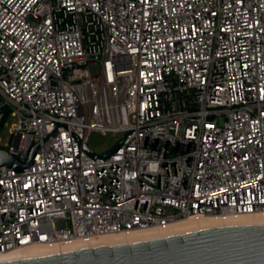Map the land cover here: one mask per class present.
<instances>
[{
    "label": "built area",
    "instance_id": "built-area-1",
    "mask_svg": "<svg viewBox=\"0 0 264 264\" xmlns=\"http://www.w3.org/2000/svg\"><path fill=\"white\" fill-rule=\"evenodd\" d=\"M4 107L21 160L58 122L134 129L94 158L58 124L1 166L0 253L238 223L264 212V0H0Z\"/></svg>",
    "mask_w": 264,
    "mask_h": 264
},
{
    "label": "water",
    "instance_id": "water-1",
    "mask_svg": "<svg viewBox=\"0 0 264 264\" xmlns=\"http://www.w3.org/2000/svg\"><path fill=\"white\" fill-rule=\"evenodd\" d=\"M4 110L0 109V123ZM52 130L35 143L27 158L21 160L0 147V167L23 171L33 163L38 147ZM102 155L90 151L88 144L70 130L91 156L107 157L119 148L123 138ZM0 264H264V224L227 225L200 229L168 237L117 245H98L37 257L0 262Z\"/></svg>",
    "mask_w": 264,
    "mask_h": 264
},
{
    "label": "bare ground",
    "instance_id": "bare-ground-1",
    "mask_svg": "<svg viewBox=\"0 0 264 264\" xmlns=\"http://www.w3.org/2000/svg\"><path fill=\"white\" fill-rule=\"evenodd\" d=\"M244 224H264V212H257L250 215L249 218L243 219L235 224H220L215 225L211 218H205L201 222L192 219H179L168 223L162 227L148 228L144 230L123 231L115 233L100 234L95 237L94 245H117L123 243H133L141 240H150L154 238L168 237L171 235L184 234L200 229L227 226V225H244ZM72 249H69L71 251ZM50 252H45L42 247L31 246L24 249H12L0 253V262L22 259L27 257H37L49 255Z\"/></svg>",
    "mask_w": 264,
    "mask_h": 264
},
{
    "label": "rangeland",
    "instance_id": "rangeland-1",
    "mask_svg": "<svg viewBox=\"0 0 264 264\" xmlns=\"http://www.w3.org/2000/svg\"><path fill=\"white\" fill-rule=\"evenodd\" d=\"M15 118L8 114L6 116L5 124L2 126L0 131V147H7L6 142H11L10 127ZM124 132L109 131L103 133L99 130H92L88 136L87 144L91 151L97 154H104L106 151L114 147V145L123 137Z\"/></svg>",
    "mask_w": 264,
    "mask_h": 264
},
{
    "label": "trees",
    "instance_id": "trees-1",
    "mask_svg": "<svg viewBox=\"0 0 264 264\" xmlns=\"http://www.w3.org/2000/svg\"><path fill=\"white\" fill-rule=\"evenodd\" d=\"M8 114H11L10 109H9L8 107H4V116H3V119H2V121H1V123H0V131H1L2 126L5 124L6 116H7Z\"/></svg>",
    "mask_w": 264,
    "mask_h": 264
}]
</instances>
